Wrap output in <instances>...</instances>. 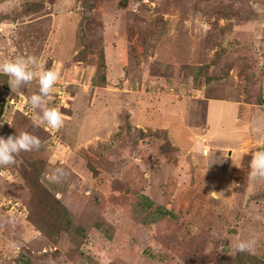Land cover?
<instances>
[{
  "label": "rangeland",
  "instance_id": "obj_1",
  "mask_svg": "<svg viewBox=\"0 0 264 264\" xmlns=\"http://www.w3.org/2000/svg\"><path fill=\"white\" fill-rule=\"evenodd\" d=\"M16 57L63 124L0 74V136L41 140L0 166V264H264V0H0Z\"/></svg>",
  "mask_w": 264,
  "mask_h": 264
},
{
  "label": "clouds",
  "instance_id": "obj_2",
  "mask_svg": "<svg viewBox=\"0 0 264 264\" xmlns=\"http://www.w3.org/2000/svg\"><path fill=\"white\" fill-rule=\"evenodd\" d=\"M0 74L8 77L10 88L18 89L21 85H26L34 78H38L39 90L29 97V103L33 109H41L40 119L52 128H59L63 124V118L60 111L55 107L46 106V98L49 97L55 82L58 79L57 73L53 70L36 71V59L34 57H16L0 61ZM41 140L28 132L7 138L0 136V166H6L15 162V154L20 151H30L33 148H39ZM253 172L256 175L264 176V151H259L252 159ZM64 175L60 168L54 169L49 175V179L58 182ZM254 240L237 241L235 247L238 251L247 250Z\"/></svg>",
  "mask_w": 264,
  "mask_h": 264
},
{
  "label": "trees",
  "instance_id": "obj_3",
  "mask_svg": "<svg viewBox=\"0 0 264 264\" xmlns=\"http://www.w3.org/2000/svg\"><path fill=\"white\" fill-rule=\"evenodd\" d=\"M251 178H252V180L250 181V185L252 186V188H255V179H256V177L258 176V175H256V174H254V172H253V169H252V172H251ZM162 212H168L169 214H170V210L169 209H165V210H163Z\"/></svg>",
  "mask_w": 264,
  "mask_h": 264
},
{
  "label": "bare ground",
  "instance_id": "obj_4",
  "mask_svg": "<svg viewBox=\"0 0 264 264\" xmlns=\"http://www.w3.org/2000/svg\"><path fill=\"white\" fill-rule=\"evenodd\" d=\"M218 156V155H217Z\"/></svg>",
  "mask_w": 264,
  "mask_h": 264
}]
</instances>
